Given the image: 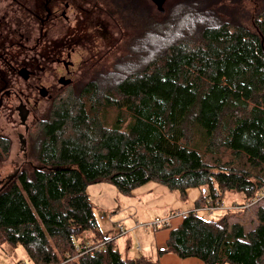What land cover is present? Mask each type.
<instances>
[{"label":"trees","instance_id":"1","mask_svg":"<svg viewBox=\"0 0 264 264\" xmlns=\"http://www.w3.org/2000/svg\"><path fill=\"white\" fill-rule=\"evenodd\" d=\"M145 1L118 0L141 4L143 14L127 52L54 105L38 135H28L30 166L0 191V245H22L33 264H161L123 256L102 235L87 192L94 183L130 196L156 181L183 199L200 188L197 207L264 190V0L254 9L188 0L153 19ZM233 215L182 220L158 257L264 264V207L250 230ZM87 231L94 250L70 262L90 244L79 241Z\"/></svg>","mask_w":264,"mask_h":264},{"label":"flooded vegetation","instance_id":"2","mask_svg":"<svg viewBox=\"0 0 264 264\" xmlns=\"http://www.w3.org/2000/svg\"><path fill=\"white\" fill-rule=\"evenodd\" d=\"M145 2L146 17L155 18L157 6L151 0ZM123 4L118 0H0V135H19L23 158L9 179L26 169L28 135H38L46 122L41 106L47 101L54 106L65 92H76L78 86L86 89L94 75L99 76L91 75L94 69L106 68L101 63L106 53L93 60L102 52L95 51L96 46L90 47L89 55H80L70 45L64 50V28L84 14L91 25L102 20L108 24L106 32L111 27L124 35L126 26L141 24L143 14L141 4L135 9ZM48 77H52L50 82ZM0 140L9 145V139L1 136Z\"/></svg>","mask_w":264,"mask_h":264},{"label":"rangeland","instance_id":"3","mask_svg":"<svg viewBox=\"0 0 264 264\" xmlns=\"http://www.w3.org/2000/svg\"><path fill=\"white\" fill-rule=\"evenodd\" d=\"M184 1L188 0H167L165 9L175 6V10H177L178 6H180V4ZM243 2L245 6L249 5L250 9H254V0H243ZM83 17L84 14H80L75 20V24L68 25L67 28H64L63 47L65 50L69 48L70 45L71 47H76L77 51L80 52V55L86 53L89 55L88 52L92 50L90 47L96 46L95 51L102 52L100 54H96L93 60H96L102 55V53H106L105 58L101 62L106 64V68H101L102 65H100L95 68L94 72L91 74L100 75L103 71L109 70L113 63L127 52V44L133 38L137 28L133 26H126L124 28V35H121L118 29H113L111 27L110 30L106 32L108 24L104 21L99 20L91 25L89 18ZM85 38H89V41L86 42L85 40H82ZM108 48L109 51H107ZM93 60L89 61V64H91ZM95 76L97 75H94V77ZM51 78L52 77H48V82H50ZM76 89V92L80 91L79 86ZM69 92L70 91L65 92L63 96L67 95ZM53 103V101H47L43 106H41V109L45 112L42 116L45 120H48L51 116L54 109ZM1 136L9 139V150L6 155L2 153L3 150H0V191L8 187V185L12 182V179H9L8 177H10L13 173L15 175L17 167L23 164V158L21 156L22 145L19 135H0V137ZM222 156L223 158L228 159L231 157V154L230 152H227ZM210 158L212 160V156L207 157L208 160H210ZM26 159L28 160V158ZM27 163L29 162L26 161L23 169H27L30 166ZM20 169L22 170V168ZM145 191L147 193V197L143 201L144 205L140 203V206H144L146 210L141 212L135 205L128 201L132 195L126 196L122 194L118 188L112 184L101 182L88 186L87 192L90 196L95 215L99 222V229L104 237L116 240L117 246L123 256H126V254L129 253L134 257L149 254L150 256L157 258V251L151 253V248H149V246L153 245L155 242L154 235L156 232L139 229L134 231L130 236H121L115 227V223H121L126 229H130L133 226L132 224L136 225V223H144L154 220L156 217H166L173 211L192 210L197 207L196 201L201 195L200 188H191L188 190L187 197L183 199L179 190H170L164 184L156 181H151L139 186L133 194L139 195ZM233 195H236L238 198L234 199ZM221 200H224L226 205H228L233 201L247 202L250 199H244L239 193L232 192L228 193L225 198ZM259 207H264V202H262L260 206L258 205L250 209H237L233 210L234 212L222 209H217L213 212L200 210L199 216L206 219L219 220L226 213H231L234 214V222H242L246 229L250 230L257 224L256 212ZM129 240H131L133 247L127 249ZM79 241L80 243L88 241L90 242L88 246H92V243L95 241V232H85ZM140 245L143 246V248L140 250L136 249ZM80 255L81 252H78V254L70 262L75 261V259H77ZM0 264L33 263L30 261L27 251L22 245L14 246L6 243L0 245ZM62 264L72 263L64 262Z\"/></svg>","mask_w":264,"mask_h":264},{"label":"built area","instance_id":"4","mask_svg":"<svg viewBox=\"0 0 264 264\" xmlns=\"http://www.w3.org/2000/svg\"><path fill=\"white\" fill-rule=\"evenodd\" d=\"M240 202L241 201H233L232 203L226 205L224 200H219L205 206L196 207L195 209L192 210L173 211L170 215L166 217H156L154 220H150L144 223H138L137 227L143 228L146 231L157 232L162 228L170 227V225L176 219L184 220L190 217L191 215L192 216L199 215L200 210L213 212L217 209H222V210L234 212L233 210H237V209H250L258 205L260 206V204L264 202V190H262L259 195L250 199L249 201L241 202V203ZM115 227L118 230L119 235H125L128 233V230H126L121 223H115ZM78 250L82 253L84 251H93L94 248L92 246L81 245L80 247H78Z\"/></svg>","mask_w":264,"mask_h":264},{"label":"crops","instance_id":"5","mask_svg":"<svg viewBox=\"0 0 264 264\" xmlns=\"http://www.w3.org/2000/svg\"><path fill=\"white\" fill-rule=\"evenodd\" d=\"M148 193H149V191H148ZM230 193H232V192H230ZM233 196H234L233 197L234 199L238 198L236 195H233ZM146 197H147V193L145 191L144 193L139 194V195L133 194L132 196H130V200H128V201L131 202L133 205H135L141 212H144L146 210V208H144V206H140V203L142 205H144L143 201ZM233 218H232V221H234ZM181 223H182L181 219H176L170 225V228H162L159 231H157L154 235V240H155L154 244L149 246V248H151V253L157 251L156 255H158L159 250L166 247V243H167V240L169 238L170 230L177 228ZM137 224L138 223H136V225L132 224L133 226L130 229L125 228L126 230H128V233L125 235H121V236H130L134 231L139 230V229H143V228L137 227ZM106 238H108V237H106ZM115 242H116V240H115ZM116 245H117V242H116ZM127 246H128L127 249L133 247L131 240H129V243ZM141 248H143V246L140 245L136 249L140 250ZM147 249H148V247H147ZM146 255L150 256L149 254H146ZM126 256L129 258H135L130 253L126 254ZM157 258H159V261L161 264H204V262L199 258H196V257L181 258L174 253H167L161 257L157 256Z\"/></svg>","mask_w":264,"mask_h":264},{"label":"water","instance_id":"6","mask_svg":"<svg viewBox=\"0 0 264 264\" xmlns=\"http://www.w3.org/2000/svg\"><path fill=\"white\" fill-rule=\"evenodd\" d=\"M158 8V11L161 12V13H165V4L167 2V0H151ZM43 92L45 94H47V90L46 89H42Z\"/></svg>","mask_w":264,"mask_h":264}]
</instances>
